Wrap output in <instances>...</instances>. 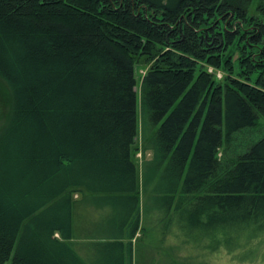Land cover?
<instances>
[{"label":"trees","instance_id":"obj_1","mask_svg":"<svg viewBox=\"0 0 264 264\" xmlns=\"http://www.w3.org/2000/svg\"><path fill=\"white\" fill-rule=\"evenodd\" d=\"M0 80V264H127L79 252L74 195L135 229L141 187L173 250L264 245V135L230 151L264 117V0H0Z\"/></svg>","mask_w":264,"mask_h":264},{"label":"crops","instance_id":"obj_2","mask_svg":"<svg viewBox=\"0 0 264 264\" xmlns=\"http://www.w3.org/2000/svg\"><path fill=\"white\" fill-rule=\"evenodd\" d=\"M74 204L73 241L89 262L102 259L99 243L113 240L131 245L127 264H171L173 256L184 258L182 243L180 249H172L181 242L175 235V224L159 229L160 221H139L134 229L133 221H105L108 208L98 206L92 197L75 194Z\"/></svg>","mask_w":264,"mask_h":264},{"label":"rangeland","instance_id":"obj_3","mask_svg":"<svg viewBox=\"0 0 264 264\" xmlns=\"http://www.w3.org/2000/svg\"><path fill=\"white\" fill-rule=\"evenodd\" d=\"M209 70L212 72L213 68H209ZM146 69L145 68H139L138 69V80H141L142 75L145 73ZM217 76L220 78L222 77V72L221 71H216ZM138 94L139 97L141 95L140 91V85H138ZM11 104V98H10V93L4 82L0 80V127L2 124L5 122V119L7 117V114L9 112ZM139 115L141 117V110L139 109ZM139 117V121L140 120ZM264 135V117L262 116L259 121V125L249 131H245L244 133L239 135V138L235 144H232L230 147V151H233V149H236L237 151L242 152L245 150V146L248 145V143H251L252 141L255 142L259 140L262 136ZM252 142V143H253ZM137 145L140 147V151H138L137 158H138V163L142 164L144 160H150L153 158V152L152 151H147L146 153L141 151L143 149V144H142V135L141 132L139 133L138 140H137ZM221 154V151H220ZM140 182L141 185L143 184V176H142V169L140 166ZM149 195L145 193L142 190L141 187V221H149L147 220V212H146V200L148 199ZM93 221V220H92ZM151 221H156L154 218ZM173 222H168V221H160L159 223V229L161 227H167L171 226ZM146 228H148V225H145ZM59 236V234H56ZM175 238V237H174ZM203 245H200L199 248L197 244L191 243L188 244V246L184 245V262L185 263H196L198 262L199 264H264V245L262 243V239H260L257 244L252 247L247 246V247H239L236 248V245L234 243V238L230 239L229 242H226L222 246L218 247L217 249L213 250L208 247V242H202ZM234 255L228 254L229 251ZM256 254V258L254 260H242L243 258L246 259L245 256L249 257L252 256L253 254ZM188 256V257H186ZM191 257V259H190ZM188 258V259H187ZM195 261V262H194ZM11 261H8L7 264H10Z\"/></svg>","mask_w":264,"mask_h":264}]
</instances>
